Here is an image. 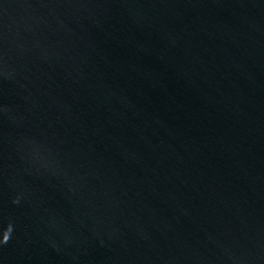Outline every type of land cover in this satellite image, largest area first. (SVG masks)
<instances>
[{
	"label": "water",
	"instance_id": "water-1",
	"mask_svg": "<svg viewBox=\"0 0 264 264\" xmlns=\"http://www.w3.org/2000/svg\"><path fill=\"white\" fill-rule=\"evenodd\" d=\"M0 264H264V0H0Z\"/></svg>",
	"mask_w": 264,
	"mask_h": 264
}]
</instances>
